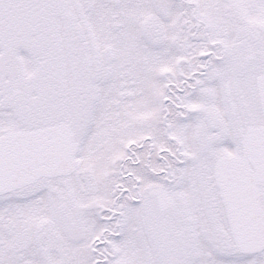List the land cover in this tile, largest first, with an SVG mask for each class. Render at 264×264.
<instances>
[{
  "label": "snow or ice",
  "instance_id": "6c2138e0",
  "mask_svg": "<svg viewBox=\"0 0 264 264\" xmlns=\"http://www.w3.org/2000/svg\"><path fill=\"white\" fill-rule=\"evenodd\" d=\"M0 264H264V0H0Z\"/></svg>",
  "mask_w": 264,
  "mask_h": 264
}]
</instances>
